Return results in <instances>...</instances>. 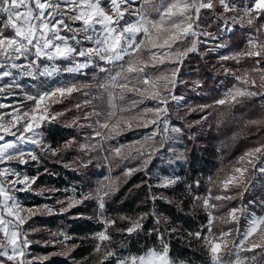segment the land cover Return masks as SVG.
Returning <instances> with one entry per match:
<instances>
[{
  "label": "snow or ice",
  "instance_id": "6c2138e0",
  "mask_svg": "<svg viewBox=\"0 0 264 264\" xmlns=\"http://www.w3.org/2000/svg\"><path fill=\"white\" fill-rule=\"evenodd\" d=\"M202 12L204 16L214 17L213 22H219L218 34L203 29ZM153 14L156 15L155 19L152 18ZM256 20H264V0H139V4L137 0H0V81H3L0 83V97L11 99L22 96L23 99L19 101L21 105L25 101L32 102L27 108L0 103V109H12L10 112H0V165H5L0 167V234L3 237L0 239V264H33V260L44 264L47 256L29 258L26 253V249L31 246L28 232L34 231L31 227H24L27 219L37 212L50 214L57 211L63 214L82 200L89 199L96 202L97 219L105 225L96 234L98 243L94 251L99 253L102 246L105 248L99 264H185L170 255L169 240L176 228L169 226L162 229L159 226L160 213L154 209L143 212L136 218L120 217L127 225L116 228V231L129 238H138L141 234L145 238L152 237L153 246H145L135 254L124 255L118 254L104 243L113 240L107 229L115 228L117 224L115 219L105 214L106 198H110L117 190L113 181L102 182L93 192L82 194V200L75 196L68 198L67 203L64 199H56L57 204L64 205L58 210L44 204L37 205L34 211L25 208L16 194L36 192L37 188L33 185L36 184L39 173L29 176L18 171L17 166L26 165L29 160L39 164L42 160L40 153L26 151V144L35 145L40 152H49L52 156L71 148L74 137L62 141L55 148L44 139L45 135H51V132L44 131L45 127L56 121L58 116L64 115L63 112L50 113L45 102L57 97H70L78 92L81 85L76 82L75 77L87 75L88 70L94 67L106 73L97 87L108 94L109 111L106 114L85 112L82 119L77 116L73 120L74 127L92 129L91 133L82 134L84 140L79 144L80 151L86 155L102 151L105 141L115 139L123 131H131L135 126L151 128V131L128 145H109V151L116 157L124 160L139 159V165L127 168L125 175L144 171L154 158H159L158 154L172 152L173 156L168 158L169 164L185 161L183 153L176 152L171 146L180 142L184 129L172 124L169 115L172 102H175L177 112L185 106L180 103L184 97L176 94V88L183 83L179 75L184 61L190 54L200 53L199 46L208 43L207 37L218 41L208 51L227 47L222 39L225 32L234 31L232 26L236 24L251 28ZM202 37L205 39H201ZM146 48L148 51L145 56ZM240 56L252 58L255 66L251 70L244 69L240 76H235L237 83L225 90L223 97L214 102V105L226 106L228 109L218 111L217 128L238 120L232 112L237 105L259 104L264 109V23H260L255 27V32L249 34L247 49L233 58L239 62ZM222 59L227 60L229 57L224 56ZM100 62L111 68L102 67ZM166 62L174 67L167 70L160 67L158 74L145 71L149 66L157 68ZM230 71L225 70L226 73ZM253 73L257 75L254 76ZM61 76H72L73 79L56 81L53 86H49V80ZM25 80L36 83L37 90H26L22 83ZM195 87H200L198 82ZM10 89L18 91H9ZM126 92L134 93L139 99H132L118 107L116 97L124 100ZM146 100L155 103L149 106L145 103ZM140 105L144 106L141 108ZM75 107L80 109L81 105L77 104ZM199 107L203 110L213 105ZM118 111L127 115L118 116ZM6 116L8 119H5ZM93 116L96 117L95 120L91 119ZM206 119L207 116L201 117V120ZM245 124L261 125L264 124V119H249ZM54 131L53 128L52 132ZM237 135L239 134L233 135L232 139L235 140ZM6 137L15 139L7 140ZM93 158L89 156L87 163H91ZM8 161H16L17 166L8 165ZM87 163L82 166L86 167ZM44 172H48V169L45 168ZM221 172L224 175L209 178L207 195L194 196V200L202 201V207L208 212L207 236L202 237L199 231L189 232L188 235L197 240L202 239L203 246L210 254L211 264H247L249 258L242 257L240 252H251L255 248L264 247V232L260 233V243L244 246L264 226V215L249 212L248 206L254 205L264 210V199H250L246 205L232 207L225 214L226 222L235 223H239L240 216L247 214L248 224L240 234L239 243L227 239L231 231L219 234L212 231L213 221L225 217L213 215L211 209L223 205L210 201H231L237 197L242 199L245 193L251 194L254 185L251 176L246 174H264V144L247 149L237 158L230 171L221 169ZM145 175L151 176V173L145 171ZM178 179L179 177H160L157 184L148 185L149 190L153 187L168 188L175 185ZM194 183L199 187V181ZM214 187L220 189L219 194H212L211 189ZM233 189L238 191L233 194ZM39 191L43 193L45 189L40 188ZM47 191L59 192L61 189L48 188ZM150 199L154 204L163 197L152 194ZM146 219H150L154 226L147 227L144 224ZM59 236L62 237L61 240H53L51 243H60L68 249L60 253L67 258L76 245L66 243L70 239L67 233L61 232ZM121 246L126 247L127 244ZM56 254L53 252L50 255ZM251 259L255 260V257Z\"/></svg>",
  "mask_w": 264,
  "mask_h": 264
},
{
  "label": "trees",
  "instance_id": "16d2710c",
  "mask_svg": "<svg viewBox=\"0 0 264 264\" xmlns=\"http://www.w3.org/2000/svg\"><path fill=\"white\" fill-rule=\"evenodd\" d=\"M204 16V13L201 14ZM231 15V14H230ZM152 18H156L153 14ZM214 17L211 15L204 16L203 29L216 33L219 22H213ZM264 20H256L254 25L249 27H240L236 24L234 32L231 35H223V42L227 47L215 56L208 47L200 45V53L190 54L189 58L184 61L179 79L183 83L176 88V94L184 96L185 106L177 112L176 107L170 104L171 123L181 126L184 129V135L180 142L173 143L171 146L178 153H183L185 161H174L168 163V158L173 156L172 152L159 155L154 158L153 162L148 165L144 171L133 172L131 175H125V168H135L139 165V159L124 160L116 157L109 151V145L118 147L119 144L128 145L133 141L141 139L142 135L150 132L151 128H135L131 131H123L115 139L105 141V154L111 165L113 181L117 190L110 198H106L105 214L111 219L117 221L116 227H108L107 231L113 236V240L106 242L118 254L124 255L135 254L141 251L145 246H153L152 237L145 238L143 234L140 237H126L123 233L116 231V228H122L127 225L125 220L120 217L136 218L139 214L154 209L160 213L162 229L169 226L176 228L172 234L170 243V255L178 260L184 261L185 264H211L210 254L203 246L202 239L197 240L194 236H189V232H201L202 237L207 236L208 212L202 207L201 200H194V196L204 197L208 193L209 178L224 175V171H230L235 164L236 159L241 156L247 149L264 144V124L246 125L245 121L249 119H264V109L259 104L255 106L237 105L232 112L238 117L234 123H225L217 128L216 119L218 111H228L226 106H216L213 104L220 97L219 90L228 85V79H221L223 75H237L244 69L251 70L255 65L252 58L241 57L239 62L230 58L227 60L220 59V56L228 52H241L247 47L248 36L255 32V27ZM148 49L144 50L147 55ZM153 51H156L153 49ZM165 70L174 67V65L165 63L163 66L152 68L149 66L145 71L158 74L159 68ZM224 69H230L223 74ZM184 71H188L186 74ZM94 72L88 70L87 75L75 77L76 82L81 85L80 90L70 97L63 98L59 104L51 105L52 111H63L59 119L52 124L47 125L45 132H51V135H45L44 139L49 141L52 147H57L62 141L83 138L82 134L91 132L88 127H74L73 120L79 116L83 118L85 112H100L106 114L109 111L108 94L104 93L97 85L100 82L104 72ZM253 75H257L253 73ZM73 79V78H72ZM198 81L200 87L195 90L193 83ZM223 81V83H221ZM86 85V86H85ZM117 92L119 90H116ZM132 99H139L134 93H125V99L120 100L116 97L115 103L119 107ZM88 101V103H85ZM146 104L152 106V101L146 100ZM254 103V102H253ZM80 104V109L75 106ZM200 105H213L203 110ZM140 105L139 107H143ZM138 110V109H134ZM127 115V113H119ZM207 116L206 120L201 117ZM118 118V117H117ZM95 120L96 117H91ZM103 119V116L101 117ZM199 121V123H197ZM189 125H191L189 127ZM55 129L52 132V129ZM106 131V130H105ZM237 135L236 139L232 137ZM159 140V136L157 137ZM89 156L94 157L91 163H87ZM42 160L39 164L29 162L24 166L25 172L30 176L39 173L38 184L48 188H59L61 191L53 192L56 198H72L75 196L82 200V194L90 193L95 190L100 182V171L103 168V159L98 151L89 154H83L77 151L75 147L59 153L57 156L41 155ZM87 163V166H82ZM23 168V167H22ZM47 168L48 172H44ZM145 171L151 173L146 176ZM55 173L56 175H50ZM251 182L254 185L251 194L245 193L241 199L237 197L231 201H215L210 203L221 204L222 207L211 209L216 217H225V214L232 207L246 205L250 199H264V174L252 176ZM169 176L179 177L177 183L168 188L153 187L149 190V184H157L158 178ZM148 181V183H144ZM194 181H199V187H196ZM189 185L192 187L189 188ZM212 194H219L220 189L212 188ZM238 191L233 189L232 192ZM152 194L163 199H157L155 203L150 199ZM19 198L26 206L39 205L43 197L38 193L24 192L19 193ZM249 212H255L260 215L264 210L260 207L249 205ZM97 206L94 200H83L82 203L71 208L70 211L58 216H37L31 223V226L46 227L48 229L62 230L70 237L69 242L76 247L71 250L70 256L50 255L44 264H99L103 258L105 248L102 246L99 253L95 252V246L98 243L96 234L104 229V225L97 220ZM167 218V219H165ZM226 217L213 221L212 231L219 234L222 231H231L229 240L238 242L240 234L244 231L246 220L239 217V223L226 222ZM144 224L151 228L154 225L150 219H146ZM42 231H35V236L43 237ZM122 244H127L122 247ZM231 247V245H229ZM36 252L48 253L45 247L34 246ZM225 258L227 254L221 253ZM248 257H256L258 261L264 262V247L256 248L251 252L245 253ZM74 258V259H72ZM234 259V257H233ZM33 264H39L34 261Z\"/></svg>",
  "mask_w": 264,
  "mask_h": 264
},
{
  "label": "rangeland",
  "instance_id": "374dc122",
  "mask_svg": "<svg viewBox=\"0 0 264 264\" xmlns=\"http://www.w3.org/2000/svg\"><path fill=\"white\" fill-rule=\"evenodd\" d=\"M137 4H139V0H137ZM128 17H126V19H127ZM238 25V24H237ZM204 30H206V29H204ZM206 31H208V30H206ZM208 32H210V31H208ZM234 32V31H233ZM232 32V33H233ZM213 33V32H212ZM232 33H228L227 35H231ZM213 34H216V33H213ZM218 34V33H217ZM248 38H249V36H248ZM138 39H140V37H138ZM207 39H209V41H211L212 43H207V44H203V45H205L206 47H208V49L209 48H214V45L216 44V43H218V41H213L212 40V38L211 37H207ZM224 44H226L227 45V43H225V42H223ZM247 43H248V41H247ZM202 45V44H201ZM247 47H248V44H247ZM247 47L245 48V50L247 49ZM226 47H221V48H215L213 51H211L215 56H218L219 54L218 53H220V51H222V50H224ZM244 50V51H245ZM241 52H243V51H241ZM241 52H233V51H230V52H228V54H226V55H223V56H220V59H222L221 57H224V56H228V57H230V58H232V59H234L233 57L234 56H238L239 55V53H241ZM241 57H243V56H240L239 57V59L241 58ZM222 60H225V59H222ZM235 61H237L236 59H234ZM101 63V66L102 67H107V68H111V66L110 65H104L102 62H100ZM91 71H93L94 73L92 74V75H97V72H101L100 70H99V68H97V67H94V68H92V69H90ZM118 70V69H117ZM225 70L226 69H224L223 70V74H226V72H225ZM182 71V68H181V70H180V72ZM186 74L188 73V71H184ZM230 73H231V71H230ZM242 74V72H239V73H237V75H223V77L221 78V79H228L229 80V82H227L228 83V85H225V87H222L221 88V91L219 90V93H220V97L218 98V99H220V98H222L223 97V94H224V92H225V90H227V89H229V88H231L234 84H236L237 83V81L235 80V76H240ZM106 76V73H104L103 74V76L102 77H105ZM255 76V75H254ZM72 76H61V77H56L55 78V80H49L48 81V84H49V86H53L55 83H56V81H63L64 79H67V80H72ZM196 82H198V81H195L194 83H193V86H194V89L195 90H197L198 88L197 87H195V84H196ZM0 83H3V81H0ZM22 83H24V85H25V88H26V90H31L32 92H35L36 90H37V84L36 83H34V82H32L31 80H25V81H22ZM199 83V82H198ZM221 83H223V81L221 82ZM199 85H200V83H199ZM9 91H18V90H12V89H10ZM180 96H182V95H180ZM184 97V96H183ZM23 99V97L22 96H17V97H14V98H11V99H8V98H4V97H0V103H11L12 104V106L13 107H23V108H27L28 107V105L29 104H31L32 102L31 101H25L24 103H23V105H21L20 103H19V101L20 100H22ZM217 99V100H218ZM57 100H61L60 98H53L52 100H50V101H46L45 103H46V105H47V108H48V111L50 112V113H59V112H63V111H59V110H54V111H52V109H51V105H53V104H55L56 103V105L57 104H59V102H55V101H57ZM216 101V100H215ZM214 101V102H215ZM214 102H213V104H214ZM154 103L155 102H153L152 101V106L154 105ZM180 103L182 104V105H184L185 104V99H183L182 101H180ZM172 104H173V106L175 107V102H172ZM12 109L11 108H7V109H0V112H10ZM62 116V115H61ZM61 116H58L57 117V119H59ZM5 119H8V117L6 116L5 117ZM56 119V120H57ZM91 129V128H90ZM37 131H40L39 129L37 130ZM101 131H105V130H101ZM91 132H92V129H91ZM91 132H89V133H91ZM6 139L7 140H14L15 138L14 137H6ZM98 139V138H97ZM83 140H84V136H83V138H80L79 140L78 139H75V141L72 143V146H71V148L72 147H75V149L77 150V151H80V149H79V144L81 143V142H83ZM61 145V144H60ZM60 145H58L57 147H59ZM120 145H122V144H119L118 146H120ZM24 148H25V150L26 151H33V152H37V153H40V155H51V153H49V152H40V149L38 148V147H36L35 145H31V144H26V145H24ZM70 148V149H71ZM69 150V149H68ZM81 152V151H80ZM98 152H99V154H100V156L102 157V159H103V168H102V170L100 171V182H99V184L100 183H102V182H104V183H107L109 180H111V181H114L115 180V178H113V175H112V172H111V165H110V163H109V161H108V159H105V157H106V154H105V146L103 145V150L102 151H99L98 150ZM81 153H83V152H81ZM83 154H85V153H83ZM237 160V159H236ZM29 162H32L31 160H29ZM28 162V163H29ZM236 162V161H235ZM8 165H12V166H17V162L16 161H8V162H6ZM27 165V164H26ZM5 165H0V167H4ZM24 166L25 165H19V166H17V170L18 171H20L21 173H23V174H27L26 172H25V169H24ZM21 167H23V168H21ZM127 168H125V170H126ZM28 175V174H27ZM247 175V174H246ZM30 176V175H29ZM33 187L34 188H37V191L36 192H34V193H38L39 195H41L42 197H43V199H42V202L39 204L40 206H43L44 204H47V205H49L50 207H53L54 209H60V208H62V207H64V205H61V204H57L55 201H56V199H58V198H56V199H54V196L52 195V193L53 192H49V191H47V189H48V187L47 186H44V185H42V184H38L37 182H36V184L35 185H33ZM40 188H44L45 189V191L43 192V193H41L40 191H39V189ZM209 188H210V184H209V186H208V191H209ZM219 189V188H218ZM22 193H24V192H22ZM17 195V197H18V200H19V202L25 207V208H31V209H33L34 211L36 210V206L37 205H33V206H26L24 203H23V201L19 198V193H17L16 194ZM216 195V194H215ZM46 197H51V199H46ZM59 199H64L65 200V202L67 203V199L68 198H59ZM83 201V200H82ZM82 203V202H81ZM80 204V203H79ZM78 204V205H79ZM239 207H241V206H239ZM65 213V212H64ZM23 214V213H22ZM58 215H61V214H59L57 211H54L53 213H50V214H47V213H41V212H37V214L35 215V216H33V217H31V218H29V219H27V222H26V224L24 225V227L27 229V228H29V227H31L32 229H34V231H30V232H28V238H29V240L31 241V246H30V248H28V249H26V253L27 254H29V258H31V257H45V256H50V254L51 253H53V252H56L57 254L56 255H62V254H60V253H62V252H65V251H68V249H66V248H64V246L62 245V244H60V243H56L55 245H53L52 243H51V241H53V240H61L62 239V237L61 236H59V233H61V232H64L63 230H62V228H60V229H58V230H53V229H48V228H46V227H37V228H35L34 226H31V223L34 221V219H35V217H37V216H48V217H50V216H58ZM247 215V214H246ZM246 215L245 216H241V217H243L244 219H246ZM260 215H264V211L260 214ZM238 216H239V213H238ZM97 218V217H96ZM10 219V218H9ZM98 220V219H97ZM247 224H248V220H246V225H245V228H246V226H247ZM104 228H105V225H104ZM245 228H244V230H245ZM35 231H42L44 234V236L43 237H36L35 236ZM261 232H264V226H262L261 227V229L260 230H258V232L256 233V234H254L252 237H250L249 239H248V241H246L245 242V247H250L254 242L255 243H260V240H259V236H260V233ZM65 233V232H64ZM3 237H2V234H0V239H2ZM239 240H240V238H239ZM239 240H238V242L237 243H239ZM107 242V241H106ZM106 242H104L105 244H106ZM66 243L67 244H69V245H71V243L69 242V240L68 241H66ZM34 246H39V247H45L46 249H48V253H44V252H36L35 250H34ZM256 249V248H255ZM254 249V250H255ZM71 252V251H70ZM245 253H247V252H243V251H241L240 252V255L242 256V257H247V258H249L248 259V261H247V264H264V262L263 261H258V255H254V256H256L255 257V260H252L251 259V257H248V255H246ZM62 256H64V255H62ZM35 260H33V262H34Z\"/></svg>",
  "mask_w": 264,
  "mask_h": 264
},
{
  "label": "built area",
  "instance_id": "2783aa9c",
  "mask_svg": "<svg viewBox=\"0 0 264 264\" xmlns=\"http://www.w3.org/2000/svg\"><path fill=\"white\" fill-rule=\"evenodd\" d=\"M232 27L235 29V25H233ZM232 32H233V31H231V32H225L224 35H227L228 33H232ZM201 39H205V38L202 37ZM206 39H207V38H206ZM207 40H208V44H209V43H212L211 41H209V39H207ZM221 58H222V57H221ZM21 168H22V167H21Z\"/></svg>",
  "mask_w": 264,
  "mask_h": 264
}]
</instances>
